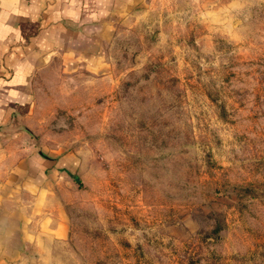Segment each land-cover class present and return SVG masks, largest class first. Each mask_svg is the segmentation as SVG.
Instances as JSON below:
<instances>
[{
	"label": "rangeland",
	"instance_id": "rangeland-1",
	"mask_svg": "<svg viewBox=\"0 0 264 264\" xmlns=\"http://www.w3.org/2000/svg\"><path fill=\"white\" fill-rule=\"evenodd\" d=\"M103 41L0 135V264H264V0H140Z\"/></svg>",
	"mask_w": 264,
	"mask_h": 264
},
{
	"label": "crops",
	"instance_id": "crops-1",
	"mask_svg": "<svg viewBox=\"0 0 264 264\" xmlns=\"http://www.w3.org/2000/svg\"><path fill=\"white\" fill-rule=\"evenodd\" d=\"M138 2L0 0V135L32 110V84L40 72L98 61L104 38Z\"/></svg>",
	"mask_w": 264,
	"mask_h": 264
},
{
	"label": "trees",
	"instance_id": "trees-1",
	"mask_svg": "<svg viewBox=\"0 0 264 264\" xmlns=\"http://www.w3.org/2000/svg\"><path fill=\"white\" fill-rule=\"evenodd\" d=\"M73 179L76 181V183H78L79 185H81V181L77 176L73 175Z\"/></svg>",
	"mask_w": 264,
	"mask_h": 264
}]
</instances>
